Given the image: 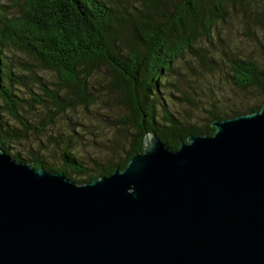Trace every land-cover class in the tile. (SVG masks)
<instances>
[{"label":"trees","instance_id":"16d2710c","mask_svg":"<svg viewBox=\"0 0 264 264\" xmlns=\"http://www.w3.org/2000/svg\"><path fill=\"white\" fill-rule=\"evenodd\" d=\"M8 1L0 144L34 167L92 181L125 168L147 133L176 150L264 103V0ZM93 125L110 130L104 147Z\"/></svg>","mask_w":264,"mask_h":264},{"label":"water","instance_id":"95a60500","mask_svg":"<svg viewBox=\"0 0 264 264\" xmlns=\"http://www.w3.org/2000/svg\"><path fill=\"white\" fill-rule=\"evenodd\" d=\"M78 183L0 144V264H264V103Z\"/></svg>","mask_w":264,"mask_h":264},{"label":"rangeland","instance_id":"374dc122","mask_svg":"<svg viewBox=\"0 0 264 264\" xmlns=\"http://www.w3.org/2000/svg\"><path fill=\"white\" fill-rule=\"evenodd\" d=\"M0 1L6 2V3L9 2L8 0H0ZM242 46L244 47L245 53H249L252 56L253 55H258L257 49L254 48V46H253V44H251V42L248 43L247 41H244L242 43ZM183 105H186V104H183ZM90 130L96 132L93 135L91 134V136H93L94 138L98 139V142H100V144H101L100 147H104L102 141H104V140L106 141L108 133H109V135L111 133L110 130H108V131L100 130V126H97V125L96 126L93 125ZM91 147H92V144L89 143V142L85 146V148H88L90 150L89 152H92V153L99 152V149L98 150H96V149L94 150V148H91Z\"/></svg>","mask_w":264,"mask_h":264}]
</instances>
